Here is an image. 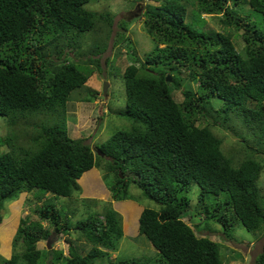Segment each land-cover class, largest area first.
Here are the masks:
<instances>
[{
	"label": "trees",
	"instance_id": "16d2710c",
	"mask_svg": "<svg viewBox=\"0 0 264 264\" xmlns=\"http://www.w3.org/2000/svg\"><path fill=\"white\" fill-rule=\"evenodd\" d=\"M89 1L0 0V116L10 128L21 123L17 132L0 136V146L7 148L0 152V221L5 205L23 192L28 212L36 217L19 218L10 256H0V264H36V241L69 233L65 205L52 199L71 198L79 189L76 179L92 166L111 173L105 184L112 199L133 197L127 193L132 184L136 201L146 198L159 205L143 207L137 218V234L153 253L111 264H221L219 244L196 236L181 220L189 206L184 193L190 184L197 185L196 212L220 224L226 238L229 216L256 232L255 238L260 235L264 195L257 181L264 163L256 154L264 153V0H194L193 21L185 20L184 3L190 0H149L158 3L153 11L142 12L143 30L153 44L141 58L124 34L125 21L119 20L111 35L110 12L85 9ZM202 14L217 16L229 31L198 29L194 24L203 22ZM101 29L103 36L92 42L88 58L78 59L84 35ZM110 35L111 48L122 44L129 61L121 73L125 107L119 113L130 127L92 150L68 136L65 106L70 92L79 91L94 71L89 67L86 75L88 65L100 70L98 58ZM70 52L74 61L67 57ZM173 89L180 101L173 98ZM95 94L90 90L81 100ZM214 100L219 101L216 107ZM39 114L46 118L36 123ZM233 118L252 134L243 143L247 155L236 164L211 130L215 125L231 130ZM125 167L130 174L120 172ZM47 192L50 196L44 197ZM221 193L224 197L217 200ZM31 196L42 204L30 201ZM102 210V219L91 212L73 225L90 243L85 255L71 245L69 257L61 251L48 254L60 264H93L106 255L103 248L113 250L122 234L121 217L110 206ZM252 264H264V242Z\"/></svg>",
	"mask_w": 264,
	"mask_h": 264
},
{
	"label": "rangeland",
	"instance_id": "374dc122",
	"mask_svg": "<svg viewBox=\"0 0 264 264\" xmlns=\"http://www.w3.org/2000/svg\"><path fill=\"white\" fill-rule=\"evenodd\" d=\"M192 1V2H191ZM185 4L186 21H193L195 15V3L194 0H190ZM158 3L149 0H90L85 3L83 7L97 13L104 11H109L112 16V31L111 35L116 29V23L119 20L125 21V36L129 38L132 45L136 49L138 57H142L145 52H147L152 47L151 38L145 34L143 30V14L142 12L147 8L151 11L155 9ZM203 22L196 21L194 26L198 29L203 30L208 34H214L217 31L222 33H227L228 27L222 26L217 16H212L208 14H202ZM103 29L100 31H94L86 33L83 37L80 49L81 54L78 59L85 60L90 55L87 51L92 46V42L95 41L96 37L103 36ZM111 35L107 40V45L103 53L99 55V67L100 70L94 68V65H88V68L83 72L86 75L90 71L91 67L94 71L83 86L77 90H72L70 92L69 99L65 106V121L67 127V134L72 139H81L85 144H88L92 150H95V146L100 145L104 142L112 133L117 130H126L130 127V120L120 115V110L125 107V90L124 82L122 78V70L128 65L129 61L124 53L125 47L122 44H118L115 48H111ZM235 44L240 47L242 43L238 38L234 40ZM89 54V55H88ZM68 59L75 60L76 58L72 55V52L67 53ZM91 57V56H90ZM108 59L107 63H104V59ZM183 76V75H181ZM106 82V94L107 97L104 99L102 96L103 83ZM95 90V95L92 98L88 97L87 101H82V98H86L88 91ZM171 94L176 101H180L182 96L176 89L171 90ZM219 101L214 100V107L218 105ZM264 107V106H263ZM43 118L46 116L43 114L37 115L34 122H42ZM18 122V121H17ZM233 127L231 130L221 128L218 125L211 126V130L221 141V149L225 155L232 156L233 163H237L239 160L247 155L248 150L245 149L243 143L252 139V134L245 129H243L236 118L232 119ZM21 126V123H17L14 128H10L5 122V118L0 116V136L8 134L9 131L17 132ZM17 127V128H16ZM234 133L244 136L242 139L239 135H234ZM240 137V138H239ZM249 148L253 145L249 141ZM254 148L256 146L254 145ZM7 148L5 146H0V152L5 151ZM256 155L261 156L264 163V153H257ZM100 164L104 165V161ZM126 168V167H125ZM121 169L120 172L125 174H130L131 170L129 168ZM92 176L94 179H90V185L88 188V177L89 173L85 176L80 177L77 182L79 185L87 189L79 188L71 193V198H64L58 196L53 198L52 201L57 203V205L62 206V208L69 215V220L73 225L79 218H84L87 214L96 213L99 214V218L102 219V204L103 201L93 200V199H82L83 196H88L93 193H98V189L105 193L106 184L105 181L111 177V173L108 169L102 167H93ZM106 179V180H105ZM139 181V180H138ZM260 187L261 193L264 195V164L257 181ZM91 190V192H90ZM198 187L195 184H190L188 190L184 193L189 199V211L185 212L182 216L183 221H185L192 229L196 236H205L209 239L217 242L219 244V255L221 258V264H252L255 254L260 251L261 244L264 242V223L260 230V235L255 238L256 232H249L244 229L241 223L229 216V221L231 223L229 237H225L222 234L221 225L212 220H206L202 217V213H197L195 210V205L197 202ZM127 191L129 196L132 194L134 197L138 195L137 189L131 185L129 190L127 186ZM109 194L108 191H106ZM103 199L106 195L103 194ZM217 200H221L224 195L219 194ZM24 196L18 195V198L5 205V210L2 211L3 219L0 222V256L8 258L11 249V238L14 229L17 225V221L20 217L24 215V212L28 211L27 203L23 200ZM107 199V197H106ZM34 199L31 196L30 201ZM207 200H211L210 197ZM123 202L130 203L125 200ZM134 205L131 209L126 207L125 203H120L119 210L125 213L120 214L121 219V229L122 234L115 248L112 251H108L105 248L107 255H102L93 260V264H111V262L118 258H130V257H143L145 255L150 256L154 248L151 244L144 238V236L137 234L136 230V219L138 212L142 207L158 208L153 201L146 198H139L137 201L134 198L132 200ZM119 203L115 202L111 204L110 207L115 210ZM109 206V204H106ZM24 211V212H23ZM75 211V213H74ZM133 211V212H129ZM30 218H36L32 212H29ZM229 215V214H228ZM43 225L46 222H42ZM69 229L68 231H70ZM72 231V230H71ZM74 231H78L74 228ZM75 234V232H74ZM44 241L38 242L36 245L41 248L44 247ZM67 243V237L65 235H54L48 238L49 247L52 249H60L63 254H65V248ZM49 248V249H50ZM49 257L45 259L41 257L38 264H46ZM59 264V262H58Z\"/></svg>",
	"mask_w": 264,
	"mask_h": 264
},
{
	"label": "clouds",
	"instance_id": "9594fccd",
	"mask_svg": "<svg viewBox=\"0 0 264 264\" xmlns=\"http://www.w3.org/2000/svg\"><path fill=\"white\" fill-rule=\"evenodd\" d=\"M186 15V14H185ZM202 17V16H201ZM107 93V92H106ZM93 167L94 168H98L99 169V167H95V166H92V167H90V168H88L87 170H85V171H83L82 173H81V175L76 179V183L78 184V182H77V180L80 178V177H82V176H85L87 173H89V177H88V180H90V179H94V177L92 176V172L94 171L93 170ZM106 180V179H105ZM132 184H130V185H128V190H129V188H130V186H131ZM78 186H79V188H81V186L78 184ZM105 191H108L109 192V190L106 188L105 189ZM127 193H128V191H127ZM21 194H22V196H24V192L23 193H20L19 195L21 196ZM129 194V193H128ZM106 195V194H105ZM132 195V194H131ZM47 196H50V193H45V195H44V197H47ZM103 195H96V196H92V195H88V196H83L82 198H88V199H93V200H97V201H99V200H101V201H103V203H101L102 204V207L103 206H105L106 204H109V206L112 204V202L113 203H115V202H117V203H119V205H120V203H125V205H126V207H128L129 205H134V203H132V200L135 198L134 196L133 197H126V198H124V199H120V200H114V199H112L111 197H110V192H109V194H107L106 195V197H107V199H106V197H105V199H103V197H102ZM64 198H66V197H64ZM81 198V199H82ZM35 199V198H34ZM24 200V199H23ZM125 200H127V201H129L130 203H127V202H123V201H125ZM37 201V202H36ZM36 201H34L33 200V202H36L37 204H39V205H41L42 203H41V200L40 201H38V200H36ZM52 203H54L53 201H52ZM55 205H57V203H54ZM188 204H189V202H188ZM28 206V210H30L31 208H30V206L29 205H27ZM131 206H129V208H127V209H131L130 208ZM117 208V207H116ZM119 208H122V206H119ZM143 208V207H142ZM141 208V209H142ZM140 209V210H141ZM188 209H189V206H188ZM186 210V211H189V210ZM114 210V209H113ZM114 211H116L117 213H118V215H120L119 213V211L117 210V209H115ZM24 212V211H23ZM130 213L131 212H133V211H129ZM97 213V212H96ZM123 213H125V210L124 211H122L121 212V214H123ZM139 213V212H138ZM25 214H27V215H29V212L28 211H26V212H24V215ZM182 216H184V215H182ZM121 217V216H120ZM137 218H138V216H137ZM3 219V218H2ZM2 219H1V221H2ZM121 219H122V217H121ZM181 220H183L182 219V217H181ZM0 221V222H1ZM18 221H19V219H18ZM18 221H17V225H16V227H15V229H14V232H15V230L17 229V227H18ZM44 222V221H43ZM185 222V221H184ZM75 223V222H74ZM186 223V222H185ZM74 225V224H73ZM73 225L72 224H70V228L69 229H71L72 231H73ZM136 227H137V219H136ZM69 231V233H67V234H63V233H59V234H54V235H57V236H60V235H65L66 237H67V243H66V248H65V254H63L62 253V251L60 250V249H52V248H50L49 247V244H48V238L46 239V240H40V241H36L35 243H34V245H33V247H34V249L35 250H39V252H40V255H39V258H37V260H36V264H38V261L40 260V258L41 257H44L45 259H47L48 257H49V260H47V262H46V264H48V262L49 261H52V260H55L54 259V255H50V254H48V252L47 251H49L50 250V252H51V250L52 251H61V254H62V256H64V257H69V255H68V253H67V246L68 245H71L72 247H73V249L77 252V254H79V255H85L86 253H87V251L89 250V247H90V243L89 242H87V241H85L83 238H81L79 235H78V233L76 232V231H74L75 232V234H74V232H72V231ZM14 232H13V235H14ZM13 235H12V237H13ZM54 235H50V236H54ZM11 240H12V238H11ZM41 241H44L43 243H44V247L43 248H41V247H39L38 248V246L36 245L38 242H41ZM50 248V249H49ZM106 250H108V249H106ZM10 251H11V249H10ZM108 251H112V250H108ZM107 255V254H106ZM9 256H10V253H9ZM8 256V257H9ZM52 256H53V259H52ZM3 257V256H2ZM51 258V259H50ZM98 258V257H97ZM96 259V258H95ZM58 262H59V264H60V260H58V261H54V263L53 264H58Z\"/></svg>",
	"mask_w": 264,
	"mask_h": 264
},
{
	"label": "crops",
	"instance_id": "0c3cea01",
	"mask_svg": "<svg viewBox=\"0 0 264 264\" xmlns=\"http://www.w3.org/2000/svg\"><path fill=\"white\" fill-rule=\"evenodd\" d=\"M83 177V176H82ZM88 184V188H89V185H90V180H88V181H86ZM81 186V185H80ZM81 188H83V189H87V187H83V186H81ZM90 192H91V190H90ZM103 194H106L107 195V193H106V191H105V193H103V191L100 189V191H99V189H98V193H93V194H91L92 196H96V195H103ZM112 204H114L113 202H112ZM119 206L120 205H118L117 206V208H115V209H117L120 213H121V211L119 210L120 208H119Z\"/></svg>",
	"mask_w": 264,
	"mask_h": 264
},
{
	"label": "water",
	"instance_id": "95a60500",
	"mask_svg": "<svg viewBox=\"0 0 264 264\" xmlns=\"http://www.w3.org/2000/svg\"><path fill=\"white\" fill-rule=\"evenodd\" d=\"M166 80H170V77L168 75L166 76ZM106 86H107V83L104 82L103 83V88H102V96H103L104 99L107 97Z\"/></svg>",
	"mask_w": 264,
	"mask_h": 264
}]
</instances>
